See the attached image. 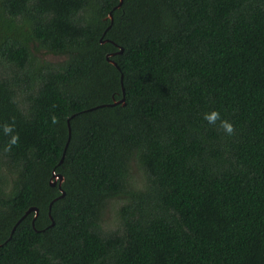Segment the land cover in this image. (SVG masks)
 Listing matches in <instances>:
<instances>
[{"label":"trees","instance_id":"trees-1","mask_svg":"<svg viewBox=\"0 0 264 264\" xmlns=\"http://www.w3.org/2000/svg\"><path fill=\"white\" fill-rule=\"evenodd\" d=\"M119 4L0 0V264H264V0Z\"/></svg>","mask_w":264,"mask_h":264},{"label":"rangeland","instance_id":"rangeland-1","mask_svg":"<svg viewBox=\"0 0 264 264\" xmlns=\"http://www.w3.org/2000/svg\"><path fill=\"white\" fill-rule=\"evenodd\" d=\"M43 52H44L43 50H40L39 55H42ZM42 56H44L45 59H48L50 61H57L59 59V57L54 56V55L43 54ZM133 173H134V177L136 178V180L138 182L142 180L141 173H139V171L136 170V168H134ZM121 203H122V201L120 199H118L115 201H111L107 205L106 210L104 212V220H105L107 226H113L114 225L115 220H116V211H117V209Z\"/></svg>","mask_w":264,"mask_h":264},{"label":"water","instance_id":"water-1","mask_svg":"<svg viewBox=\"0 0 264 264\" xmlns=\"http://www.w3.org/2000/svg\"><path fill=\"white\" fill-rule=\"evenodd\" d=\"M122 3H123V0H120V4L118 5L117 8H120L121 5H122ZM109 18L111 19V21H112V23H113V15H112V13H110ZM109 28H110V27H109ZM109 28H108V29H109ZM120 53H122V49H121V52H120ZM111 56H112V55H111ZM111 56H108V57H107L108 60H109L112 64H114L115 66H117V64H116L114 61L110 60ZM119 103H122L123 105L126 104V102H125V91H124V90H123V98H122L121 100H119V101H115V102H114L113 104H111V105H115V104H119ZM64 180H65V179H64V177H63L62 175L54 174V175H53V179L51 180V186H56V184H57V182H58L59 187L61 188V186H62ZM64 195H65V192L62 191V196H64ZM51 206H52V205H51ZM51 206H50V208H51ZM33 211L36 212V215H35V217H34V219H36L37 216H38V214H39V210H38L37 208H35V207L30 208V209L27 211V213L25 214V216L28 215L29 213L33 212ZM14 230H15V229H14Z\"/></svg>","mask_w":264,"mask_h":264},{"label":"clouds","instance_id":"clouds-1","mask_svg":"<svg viewBox=\"0 0 264 264\" xmlns=\"http://www.w3.org/2000/svg\"><path fill=\"white\" fill-rule=\"evenodd\" d=\"M219 118V113L216 111H213L211 114H208L205 116V119L211 124V123H215V121ZM221 125L223 126L224 130L228 133H231L233 128H232V124L226 120H222L221 121ZM10 128L6 127L5 131H9ZM12 142H15V137H13Z\"/></svg>","mask_w":264,"mask_h":264}]
</instances>
